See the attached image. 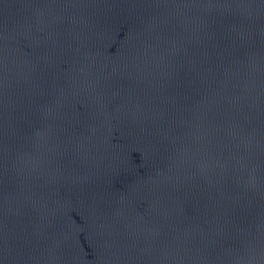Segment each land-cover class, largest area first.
I'll list each match as a JSON object with an SVG mask.
<instances>
[{
  "label": "water",
  "instance_id": "95a60500",
  "mask_svg": "<svg viewBox=\"0 0 264 264\" xmlns=\"http://www.w3.org/2000/svg\"><path fill=\"white\" fill-rule=\"evenodd\" d=\"M0 264H264V0H0Z\"/></svg>",
  "mask_w": 264,
  "mask_h": 264
}]
</instances>
